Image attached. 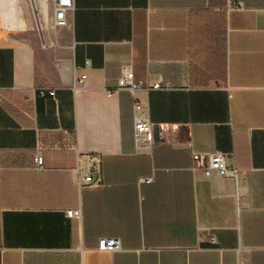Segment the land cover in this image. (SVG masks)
<instances>
[{"label": "crops", "instance_id": "obj_1", "mask_svg": "<svg viewBox=\"0 0 264 264\" xmlns=\"http://www.w3.org/2000/svg\"><path fill=\"white\" fill-rule=\"evenodd\" d=\"M23 1L0 0V264H264V0H71L56 28ZM125 65L170 87L107 96ZM216 152L237 182L204 174Z\"/></svg>", "mask_w": 264, "mask_h": 264}, {"label": "built area", "instance_id": "obj_2", "mask_svg": "<svg viewBox=\"0 0 264 264\" xmlns=\"http://www.w3.org/2000/svg\"><path fill=\"white\" fill-rule=\"evenodd\" d=\"M47 3L48 0H41ZM53 6V22L51 24L52 28L64 27L67 24L66 11L71 7V0H52ZM235 7L240 8V5ZM85 80V75H81L77 79L78 84H83ZM147 87L151 90L168 89L170 85L168 83L156 82L152 86H144L141 80H137L134 77L133 70L130 65H125L122 67L120 76L117 79L116 86L113 90L106 91L107 96H111L114 92L119 90H127L133 94L136 90ZM36 95L40 96H54L53 90H47L44 88H39L35 91ZM133 130H134V140L136 143L140 142H152L153 125L150 122L148 116L142 112V106L139 100H135L133 103ZM43 149L44 147L38 141L35 147V153L33 156L34 163L37 169H42L43 162ZM92 173H95L99 179H102V169L100 160H96L94 168H88L87 174L83 175L80 172L77 175V184L83 186L84 183L87 186H100L101 181H93ZM204 174L209 176L211 174H218L224 177L232 178L235 182L238 181V169L231 161L229 154L216 152L210 154L208 157V163L204 169ZM145 182H150L151 177L142 179ZM66 215L68 217L78 218L80 216L79 210H67ZM97 249L103 252H115L120 249V240L116 237H103L98 240Z\"/></svg>", "mask_w": 264, "mask_h": 264}, {"label": "rangeland", "instance_id": "obj_3", "mask_svg": "<svg viewBox=\"0 0 264 264\" xmlns=\"http://www.w3.org/2000/svg\"><path fill=\"white\" fill-rule=\"evenodd\" d=\"M18 9L22 12L23 20L24 19H30L33 24H35V17H40L42 14L41 6L39 2L36 0H33L32 2L30 0H24L23 3L19 4ZM20 27L23 26L22 23L19 24Z\"/></svg>", "mask_w": 264, "mask_h": 264}, {"label": "bare ground", "instance_id": "obj_4", "mask_svg": "<svg viewBox=\"0 0 264 264\" xmlns=\"http://www.w3.org/2000/svg\"><path fill=\"white\" fill-rule=\"evenodd\" d=\"M8 13H9V11L4 12V19L5 20L9 19ZM6 22H8V21H6Z\"/></svg>", "mask_w": 264, "mask_h": 264}]
</instances>
